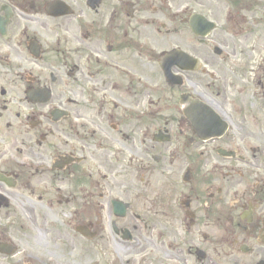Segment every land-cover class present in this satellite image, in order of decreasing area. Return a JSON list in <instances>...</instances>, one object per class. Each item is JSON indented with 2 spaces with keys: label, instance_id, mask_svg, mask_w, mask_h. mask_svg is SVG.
I'll use <instances>...</instances> for the list:
<instances>
[{
  "label": "flooded vegetation",
  "instance_id": "flooded-vegetation-1",
  "mask_svg": "<svg viewBox=\"0 0 264 264\" xmlns=\"http://www.w3.org/2000/svg\"><path fill=\"white\" fill-rule=\"evenodd\" d=\"M0 264H264V0H0Z\"/></svg>",
  "mask_w": 264,
  "mask_h": 264
}]
</instances>
